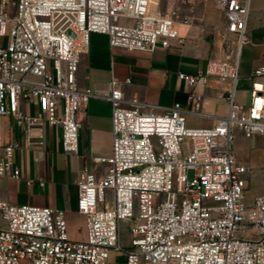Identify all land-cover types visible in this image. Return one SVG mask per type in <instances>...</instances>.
Returning <instances> with one entry per match:
<instances>
[{
  "label": "built area",
  "instance_id": "1",
  "mask_svg": "<svg viewBox=\"0 0 264 264\" xmlns=\"http://www.w3.org/2000/svg\"><path fill=\"white\" fill-rule=\"evenodd\" d=\"M162 1L0 0V118L14 119L24 139L5 144L0 135V180L23 178L15 156L41 149L47 126L61 128L65 155L79 152L87 107L100 96L77 80L92 34L106 35L111 50L154 52L184 42L179 26L188 33L196 0L167 11ZM212 1L235 50L178 77L191 88L215 79L226 115L210 128H190L188 115L208 117L202 94L162 108L128 97L130 78L112 77L101 96L112 105V155L95 159L107 165L103 175L86 168L77 182L85 237L69 238L64 211L12 204L0 189V264H109L113 253L126 264H264V190L247 203L250 168L235 152L237 130L264 138V65L252 70L249 102L237 100L254 0Z\"/></svg>",
  "mask_w": 264,
  "mask_h": 264
},
{
  "label": "crops",
  "instance_id": "2",
  "mask_svg": "<svg viewBox=\"0 0 264 264\" xmlns=\"http://www.w3.org/2000/svg\"><path fill=\"white\" fill-rule=\"evenodd\" d=\"M178 1L176 0V3ZM203 1L197 9V14L193 7V20L188 33L187 26H179V34H187L184 42L172 40L170 50H111L106 35L95 34L91 38L89 51L80 63L77 80L81 88L90 87L100 96L92 98L87 107L86 123L80 134L79 152L76 155H65L61 151V128L47 126L44 146L41 149L22 150L17 154L18 160L15 161L22 169L23 178L0 180V189L7 201L15 205L22 202L34 203L33 193L40 194L36 204L64 211L68 226L71 214H78L82 219L83 238L85 237V219L79 211L77 182L80 173L86 168L98 176L103 175L107 165L97 163L95 159L109 158L112 155V105L101 97L108 92V83L112 77L122 83L130 78V84H123V90L128 97L138 95L142 100L162 108L175 103L186 105L187 96L192 91L202 94V110L208 117L197 118L188 115L187 124L190 128H210L215 119L226 115L227 102L215 79L208 85L191 88L178 77L180 72L194 74L198 69H204L208 61L219 60L226 55L221 50L219 41L206 36L197 23L204 19L210 20L211 11L218 9L212 0ZM222 18L219 29H227L223 13ZM260 48V56L253 64L250 75L253 68L264 65V42ZM250 75L242 74L241 77L250 82L251 88ZM12 121L15 120L10 117L0 118V135L5 144L13 142L11 132L5 130V125ZM237 134L238 130L236 136ZM17 140L24 142L21 132L18 133ZM237 158L241 161L238 156ZM60 159L63 161L60 162ZM94 164L104 165L105 169L94 170ZM26 178L34 180V183L27 185ZM40 181H44L45 185L40 186ZM21 196H25L24 200Z\"/></svg>",
  "mask_w": 264,
  "mask_h": 264
},
{
  "label": "rangeland",
  "instance_id": "3",
  "mask_svg": "<svg viewBox=\"0 0 264 264\" xmlns=\"http://www.w3.org/2000/svg\"><path fill=\"white\" fill-rule=\"evenodd\" d=\"M204 2L203 0H197L194 5V11L197 14V9ZM173 4H176V0H163L161 9L163 11L169 10ZM222 13L218 10H212L210 20L204 19L198 21L201 30L204 31L206 36L215 38L219 41L224 53H231L235 50V37L227 33L226 29L221 27L219 29V23L222 21ZM95 34L91 35V38ZM249 41L245 43L241 52V75L249 76L253 64L258 60L260 56V46L264 42V0H254L252 5V11L250 15L249 28H248ZM242 79V77H241ZM240 79V80H241ZM250 99V82L248 80H241L238 85L237 100L239 102L248 103ZM5 130H9L12 135V140L17 141V135L20 129L15 121L7 123ZM235 152L239 159L249 166L250 174L248 176V188L245 192L247 203H251L253 198L260 194L264 190V138H247L240 131L235 140ZM61 153V152H60ZM15 160H18L16 154ZM63 159H60L62 162ZM94 170L103 171L104 165L94 164ZM193 172L188 173L189 178H193ZM28 178L25 179V181ZM34 203L22 202L19 205H34L38 202L40 194L33 193ZM24 200L25 196H21ZM42 207V206H41ZM44 207V206H43ZM72 218L68 226V236L73 240H81L83 238L82 219L76 214H71ZM130 232L126 223L121 224V244L124 248L130 246ZM109 264H126V257L123 254L113 253L110 256Z\"/></svg>",
  "mask_w": 264,
  "mask_h": 264
}]
</instances>
